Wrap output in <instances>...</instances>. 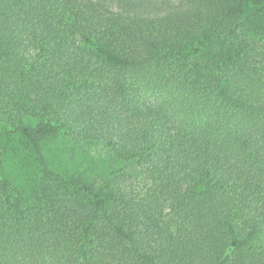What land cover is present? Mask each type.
<instances>
[{
	"label": "trees",
	"instance_id": "trees-1",
	"mask_svg": "<svg viewBox=\"0 0 264 264\" xmlns=\"http://www.w3.org/2000/svg\"><path fill=\"white\" fill-rule=\"evenodd\" d=\"M0 264H264V0H0Z\"/></svg>",
	"mask_w": 264,
	"mask_h": 264
},
{
	"label": "rangeland",
	"instance_id": "rangeland-1",
	"mask_svg": "<svg viewBox=\"0 0 264 264\" xmlns=\"http://www.w3.org/2000/svg\"><path fill=\"white\" fill-rule=\"evenodd\" d=\"M102 147L99 144L76 147L64 136H57L46 142L44 150L47 156H55L56 161L52 168L54 171H66L69 174L86 172L88 175V172H92V167H97L98 173L90 175V180H104L111 171L120 168L122 163L115 160L110 153H106L103 159H98L97 153ZM6 153L5 171L11 178L16 181H43L42 160L20 138L9 141ZM100 161L103 162L99 164ZM125 168L134 176L143 174L142 169L135 164L129 163Z\"/></svg>",
	"mask_w": 264,
	"mask_h": 264
}]
</instances>
